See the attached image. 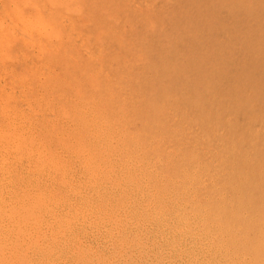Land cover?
Here are the masks:
<instances>
[{
  "label": "clouds",
  "instance_id": "9594fccd",
  "mask_svg": "<svg viewBox=\"0 0 264 264\" xmlns=\"http://www.w3.org/2000/svg\"><path fill=\"white\" fill-rule=\"evenodd\" d=\"M24 7L0 20V264H256L264 30L219 21L264 0ZM72 17L94 43L65 59Z\"/></svg>",
  "mask_w": 264,
  "mask_h": 264
},
{
  "label": "bare ground",
  "instance_id": "6f19581e",
  "mask_svg": "<svg viewBox=\"0 0 264 264\" xmlns=\"http://www.w3.org/2000/svg\"><path fill=\"white\" fill-rule=\"evenodd\" d=\"M28 2H29V0H0V20L5 21L9 26H11V25H13L15 23H18V17H17V15H18V12H19L20 9H21L22 14L25 15V16H27L28 14H30V13L33 12V9L31 7H24V4L25 3H28ZM33 2H38V0H33ZM75 18H73V20L76 21ZM64 23L65 24H68L69 21L68 20H65ZM78 23H79V21H78ZM78 23H77V26H78ZM78 30H81V29H78ZM17 31H19V29H17ZM82 32L83 31H81V33ZM84 32H86V31H84ZM73 35H75V33H73ZM85 36H86V33H85L84 36H81V37H84L85 38ZM80 38L79 39H76V40H73L72 42H70L69 44L66 45V51L63 54V58H65V59H74V58H79V57H81L83 55V48L85 46H83V45L82 46H79V45L82 44L83 41L85 42V40L82 39V38L80 39ZM91 40L88 39L87 44H88V42H90V44H91L92 43ZM86 47H87V45H86ZM19 48H20V45L18 44L16 46V49H14V51L17 50V49H19ZM79 49L81 50V52H79L80 51ZM79 53H81L82 55H80ZM17 67L19 68V66H17ZM257 191H259V190H257ZM263 192H264V190H263ZM262 195H260V196H262ZM257 201H258V202H256L257 204H264V199L263 200H260V201L257 200ZM258 260H259L260 264L264 263L263 262L264 261V252L261 253V255L258 258ZM256 263L259 264L258 261Z\"/></svg>",
  "mask_w": 264,
  "mask_h": 264
},
{
  "label": "rangeland",
  "instance_id": "374dc122",
  "mask_svg": "<svg viewBox=\"0 0 264 264\" xmlns=\"http://www.w3.org/2000/svg\"><path fill=\"white\" fill-rule=\"evenodd\" d=\"M73 18H75V17H72V20H73ZM75 19H76V21L75 20H73V21H75L76 24H77L78 23V20H77V18H75ZM219 22L220 23L227 22V23L235 24L236 27H235V29H232L233 31L234 30L246 31V30H248V26L250 24L251 25V29L253 30V35L255 36V35L258 34L259 31L264 30V13H261L254 21H248L247 19H241V20H238L237 21V20H234L233 18H227V20H224L223 18H221ZM79 23H80V21H79ZM79 23H78V26H77L78 29H79ZM81 31H83V32L86 31L84 33L82 32L81 35H80V37L81 36H84L85 33H86L85 38L87 40L84 37H81L82 39L85 40L86 43L83 41L84 43L82 42V44H80L79 46H82L83 45V46L86 47V45L88 46L90 44V42H88V44H87V41H88V39L91 40L90 39L91 29L86 27V28H83V30L81 29ZM215 35L221 41H226L227 40V37L224 36V33L223 32H218ZM91 41H92L91 44H93L94 41L93 40H91ZM79 52H81V50ZM79 54L82 55L81 53H79ZM263 188H264V182H260L257 185V187L255 188V190H253V191H255L254 192L255 197H257V200H259V201L264 199V197H263L264 196V192H263L264 189ZM256 189L259 190V191H257ZM260 195H262V196H260ZM257 200L255 202H258ZM257 261L260 264L259 260H257ZM262 264H264V263H262Z\"/></svg>",
  "mask_w": 264,
  "mask_h": 264
}]
</instances>
